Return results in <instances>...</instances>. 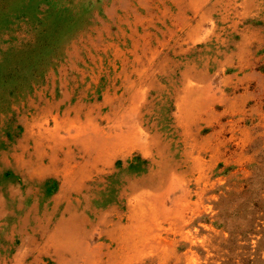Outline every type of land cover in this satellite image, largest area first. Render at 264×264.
<instances>
[{
  "label": "rangeland",
  "instance_id": "374dc122",
  "mask_svg": "<svg viewBox=\"0 0 264 264\" xmlns=\"http://www.w3.org/2000/svg\"><path fill=\"white\" fill-rule=\"evenodd\" d=\"M0 264H264V0H0Z\"/></svg>",
  "mask_w": 264,
  "mask_h": 264
}]
</instances>
